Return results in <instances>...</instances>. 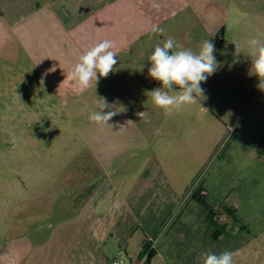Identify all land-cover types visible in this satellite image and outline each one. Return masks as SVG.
<instances>
[{"label": "crops", "instance_id": "crops-1", "mask_svg": "<svg viewBox=\"0 0 264 264\" xmlns=\"http://www.w3.org/2000/svg\"><path fill=\"white\" fill-rule=\"evenodd\" d=\"M183 2L0 0V100L9 94L13 102L19 100L20 82L15 81L14 70L18 63L26 64L29 73L57 99L66 91L76 93L66 75L81 54L106 39L115 44L116 35L120 41L116 46H124L129 35H141L145 17L171 14ZM154 3L159 7H153ZM234 5L235 20L249 17L264 22V0H250L247 9L243 7L248 2L243 0H235ZM251 35L264 38V28ZM225 37L226 32L220 31L212 37L213 43L222 47ZM105 81L109 85L107 77ZM98 83L93 81L91 87L98 88ZM93 96L91 102L96 105L98 96ZM227 98L234 101L236 94L219 100ZM197 101L199 108L168 116L162 110L139 112L147 120L139 127L138 142H94L88 147L97 151L94 162L82 159L79 152L73 160L60 162V171L70 164L83 166L78 168L84 173L82 180L90 181L91 186L75 205L71 203L73 215L65 223L73 227L75 236L58 239L56 252L32 260L37 264H112L122 259L137 264L149 245L154 251L150 264H202L201 253L225 250L234 253L233 261L240 262L241 250L235 251L233 245L243 237L248 221L242 223L239 213L244 207L264 212V131L251 120L245 127L238 126L249 116L241 97L231 117L211 112L214 104L210 100ZM207 104L213 105L207 108ZM8 111L14 115L13 109ZM124 113L130 117V112ZM102 130L106 132L108 127ZM232 142L236 145L233 157L222 161ZM136 143L142 152L137 158L125 157L123 151L137 148ZM118 157L120 168L112 171ZM259 174V189L243 193V185L253 186ZM217 214L228 216V223L220 225ZM247 235V245H259L257 233Z\"/></svg>", "mask_w": 264, "mask_h": 264}, {"label": "rangeland", "instance_id": "rangeland-1", "mask_svg": "<svg viewBox=\"0 0 264 264\" xmlns=\"http://www.w3.org/2000/svg\"><path fill=\"white\" fill-rule=\"evenodd\" d=\"M220 1L184 0L175 5L171 14L145 17L146 28L142 29L141 35H129L124 40V46H116L120 44L116 35L114 52L118 62L107 77L109 85L105 78H100L98 88L89 87L81 95L66 91L63 97L57 99L44 89L32 72L29 73L26 64L15 66L18 77L15 81L20 82L17 84L19 100L13 102L11 94L3 95L0 100V264H37L32 260L33 256L56 252L58 239L75 236L73 227L65 222L72 217L73 206L91 182H83L84 173L81 174L78 169L83 166L70 164L66 170L60 171L63 168L60 162L73 160L75 152H79L82 159L94 162L97 151L88 148L94 142H138L141 135L139 127L147 120L140 117L139 112L153 114L160 110L146 95V92L160 87L148 75L151 64L147 58L168 37L174 38L182 48L198 52L203 41L209 39L213 43L212 37L216 33L226 32L222 47L213 43L220 67L201 84L204 94L197 99L210 100L209 103L214 104L211 112L231 117L235 102L241 97L249 116L238 126L245 127L251 120L261 128L260 132L264 131V91L257 87L258 78L249 75V50L243 47L242 53L236 55L233 44L239 42L244 45L254 37L251 35L254 30L264 28V22L249 17L235 20L231 12L235 0H222L226 1L224 5H220ZM243 1L248 2V6L243 7L247 9L250 0ZM115 7L117 10V5ZM117 23L120 22H115V25ZM153 26L162 27L165 32L154 34ZM231 93L236 94V100H219ZM93 95L98 96L96 105L91 102ZM102 99L110 105L103 110L105 113L116 110L118 114L108 124L96 125L88 117L91 112L99 110ZM199 104L197 101L182 110L199 108ZM213 104L206 107L210 108ZM8 109H13L14 115ZM124 111L130 112L129 118ZM106 127L108 130L104 132L102 129ZM137 144V148L123 151L125 157H138L140 150ZM235 148L232 142L222 161L231 159ZM120 159L115 160L112 171L120 168ZM64 178L70 180L64 181ZM260 180L261 175H255L253 186L246 182L241 191L249 194L251 188L255 192L259 189ZM255 199L260 201L257 196ZM247 208H242L239 213L242 223L243 219L248 221L243 237L233 245L235 251L241 250V261H233V264H264V212L258 207L253 211ZM247 233L249 236L259 235L258 246L246 244Z\"/></svg>", "mask_w": 264, "mask_h": 264}, {"label": "clouds", "instance_id": "clouds-1", "mask_svg": "<svg viewBox=\"0 0 264 264\" xmlns=\"http://www.w3.org/2000/svg\"><path fill=\"white\" fill-rule=\"evenodd\" d=\"M158 8L159 5L153 4ZM154 34H163L165 29L153 26ZM235 54H241V49L249 50L251 68L249 75L258 78L257 87L264 91V38L254 36L244 45L233 42ZM115 44L111 40H103L90 47L78 58L76 64L67 73L66 79L71 82L73 91L83 93L99 82L100 78H106L114 71L118 62L117 54L112 50ZM215 46L209 39L202 42L198 52L182 48L172 37H168L161 45H157L151 55L148 56L151 67L148 75L161 86L146 92L154 107L163 111L164 115H172L179 112L186 105L197 102V97H203L204 90L201 84L213 75L220 64L214 55ZM54 70V69H53ZM110 105L102 99L97 111L89 114V120L96 125L108 124V121L118 111L104 112ZM142 114V113H141ZM131 122V121H129ZM234 253L225 250L219 254L214 252L201 253L202 264H233Z\"/></svg>", "mask_w": 264, "mask_h": 264}, {"label": "built area", "instance_id": "built-area-1", "mask_svg": "<svg viewBox=\"0 0 264 264\" xmlns=\"http://www.w3.org/2000/svg\"><path fill=\"white\" fill-rule=\"evenodd\" d=\"M217 220L220 225H226L228 223V217L225 214H217ZM147 258V255L143 258V260L140 263L137 264H143L145 259ZM112 264H128L125 260H116Z\"/></svg>", "mask_w": 264, "mask_h": 264}, {"label": "trees", "instance_id": "trees-1", "mask_svg": "<svg viewBox=\"0 0 264 264\" xmlns=\"http://www.w3.org/2000/svg\"><path fill=\"white\" fill-rule=\"evenodd\" d=\"M194 196L198 200H201V198H200L201 196L199 197V194H195ZM146 255H147V258L145 259L143 264H150V261L154 255V251L150 248L149 245L147 247H145L144 251L141 254L140 259H143Z\"/></svg>", "mask_w": 264, "mask_h": 264}]
</instances>
